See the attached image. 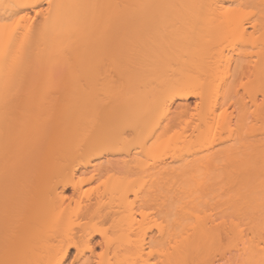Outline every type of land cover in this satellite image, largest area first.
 I'll return each instance as SVG.
<instances>
[{
	"label": "bare ground",
	"instance_id": "1",
	"mask_svg": "<svg viewBox=\"0 0 264 264\" xmlns=\"http://www.w3.org/2000/svg\"><path fill=\"white\" fill-rule=\"evenodd\" d=\"M250 1L51 0L49 8V0H0V264H66L71 248L83 259L87 251L93 254L97 235L112 250L97 264H155L153 257L156 264H206L216 252L234 253L232 264H264V0H253L254 10ZM36 5L43 6L40 15ZM175 19L182 21L180 31L168 26ZM215 23L256 49V60L249 63H254L256 117L250 135H257L244 143L239 159L226 162L224 181L231 185L223 205L231 218L223 223L205 210L215 157L168 162L159 155L185 150L179 137H165L179 116L164 119L162 109L194 92L202 112L193 132L211 137L208 125L220 104L212 83L219 66L229 69L233 60L222 48L214 52L213 68L204 59L216 45ZM33 69L52 82L65 70L73 81L64 104L50 105L52 114L41 109L49 112L46 120L35 111L25 124L17 117L16 87ZM119 79L127 86L118 87ZM231 88L224 84V100ZM243 110L240 121L247 118ZM51 120H59L61 128L58 133L54 128L52 137L59 139L49 150L44 132ZM226 120L220 122L222 131L232 124ZM240 125L239 139L245 140ZM126 131L134 133L140 149L132 153L128 147L131 159L105 164V152L119 151ZM151 204L160 207L164 220L148 212ZM154 228L160 247L154 245Z\"/></svg>",
	"mask_w": 264,
	"mask_h": 264
},
{
	"label": "rangeland",
	"instance_id": "2",
	"mask_svg": "<svg viewBox=\"0 0 264 264\" xmlns=\"http://www.w3.org/2000/svg\"><path fill=\"white\" fill-rule=\"evenodd\" d=\"M250 5H252V6H250L251 7L250 9H252V10H254L257 7V6L256 7L254 6L253 0L250 1ZM33 17H34V15H33ZM36 18L34 17V19H36V22L40 20V18H38V17H36ZM180 22H182V21L176 20V19L175 20H168V24H169L168 26L169 27L172 26L178 30L179 28L183 27ZM37 23H39V22H37ZM220 23H221V21H220ZM214 29H216V31L214 32L215 38L214 37L213 38H214V41L216 42L215 44L216 45L218 44V48H216L217 46L215 45V48H212L211 49L212 51L210 50L211 54H210V52L208 53V54H210V56L208 54H206L207 57L204 58L206 60V63L211 64V63H208V61L211 60V62H212L214 60L213 59V58H215L214 52L217 49L219 51H221L223 49L222 52H224V55L226 54L227 58H231V56H232L231 59H233V60H232V66L229 67V69H228V66H226L225 64L224 65L226 66V69H225V66H223V64L220 66H219V64L215 65V67L219 66L220 68L218 69L217 75L214 79L215 82H213L212 83L213 85L212 84L211 85L213 86V89L216 88L217 85H218L217 86V88H218L220 85V88L223 90V92H221L222 90L220 88H218V90H217V88L215 89L216 90L215 96H217L220 99L219 100L220 104L218 107H216V113H215L216 116L215 117H217L216 118L217 122H216V120L211 119V121L209 122V124L211 123V125L210 126L208 125V127L210 129L213 127V131L211 132V135H209L212 137V139H211L212 141L210 143H208V140L211 137H208V139L207 138H200L193 132L194 131L193 127H195L197 124H199V121H198L199 113L202 112L200 95H198V92H194L193 95H190L187 99L177 98L174 100V103L172 104V106L170 108L162 109V111L164 113H166L165 115L163 113L164 119H169V118L174 119L175 117L179 116V118L177 117L178 119L175 118L176 122L177 121L178 122L177 123L175 122L174 126L172 127V129H170L168 131V133H166L165 137L166 138L176 137V139L179 137L178 138L179 143H180V140H181V143H182V141L184 143L187 140L184 143V146L180 143V147H181L180 149H182V147L188 148V144H189V149L184 148L185 150H182V152H180L181 150H178L179 148H177V149L174 148V150L169 149L166 152H161V154H159V155L161 158L165 159L168 162L173 161L174 158L176 159V157H179V156L180 157L181 156L182 157L188 156L186 158H191L193 156L201 157L204 155H212L215 157L217 166L211 170V176H213V182H212L213 185L209 191L210 192L209 195L207 194L208 195L207 198L205 197L208 201V204L206 205L205 210L207 211L206 213L209 214L210 217L212 216L214 219L218 220L217 223H223L224 220H225L224 222H226L227 219H228L227 221H229L231 218L230 210H228L227 207H225V205H223V202H225L224 199L227 200L226 198H228L227 195L225 196V194L227 193V187H230L229 185H231L230 183H228L229 181L227 183L224 181L227 178V169L229 167L228 166L229 164H227L226 162L227 161L229 162V160H231V159H239L241 157L242 152L244 151V146H243L244 143L246 142L245 144H247L249 142V140H251V136L253 137V135H257V134H251L250 135V132L252 133L253 127H256L255 126L256 125V119H255L256 117L253 114V111L255 110V105L253 103L255 93L253 91L252 86H253V83L255 84V79H254L255 75H254V69L252 68L253 67L252 65L254 63L252 65H250V63H249V62H253L254 60H256V55H255L256 49L254 48V46H252L250 44L245 45V43H244V45H242V43L240 41H238V40L236 41L235 38L229 37L228 29L225 26H218L215 23ZM179 31H180V29H179ZM251 31L253 32V29L251 27H249L248 32L250 34H251ZM244 53H246V54H244ZM243 54L247 55L248 58H244ZM214 62H212V64L210 65L211 67L214 66L213 65ZM250 66H252V67H250ZM28 74H27L28 77L26 80H24V78L27 75H25V76L23 75L24 77L22 76L23 78L21 80L20 87L19 88L16 87L17 88L16 94L18 95V100L21 102V103L19 102L20 105H18L19 108H21L20 109L21 111L19 110L20 111L19 112L18 111L19 108L17 109V112H18L17 117L19 115L25 124L29 123L31 118H33V116L37 115L35 113H37V112L39 113L41 109L46 108V107L48 109V107L50 105H51V107L54 105L55 108L58 107L57 104L61 106L63 103L62 101H63L64 95H65L66 91L70 88V85L72 84V82L70 83V81L71 80L73 81L72 76H69L71 74L67 71L65 72V70H63L61 72L59 78H57L53 82L51 80H49L50 79L49 77L46 78L45 76H40L39 74L35 73L34 69H33V72H31V74H30V72ZM111 75L114 76V73H112V71L108 73V78H110ZM69 77H70V79H69ZM216 79L218 81H216ZM221 80H223V81H221ZM117 81L119 83L117 85L118 87H122L125 85L127 86V84L122 85L123 81L120 82V79ZM103 83H105L104 85L107 84L106 74L104 75ZM125 83H127V82L125 81ZM227 83H228V86L230 85L232 88L224 100V97H222L223 93L225 92L224 91V84L226 85ZM221 84H223V85H221ZM18 89H19V91H18ZM104 89H106V86H104ZM220 95H221V97H220ZM46 100L48 101L47 103H45ZM39 105H40V107H38ZM38 108H40V109H38ZM53 108H51V109H53ZM47 109H44L45 111L42 113L40 112L41 114L44 113L45 119H43V120H46V118L48 117V114H49L48 111H50L51 114L53 112V111L51 112V110H49L50 108L48 109V111H47ZM186 109L188 110L186 112V115H185V113L184 114L180 113V112H184L182 110H186ZM243 109H245V111H246V117H247V118L245 117L246 121H240L241 116H239V115L241 114V112H242L241 110H243ZM35 111H37V112H35ZM46 111L48 112V114ZM41 114H39V115L41 116ZM243 114H245V113H243ZM181 115H184V116H182L183 118L181 117ZM218 115L219 116L221 115V116L219 117ZM57 117L58 116H56V119H58ZM54 118L55 117H53V119ZM218 118H220V119H218ZM226 118H227L226 121H228L229 118H230V120L232 119V122H231L232 124L230 123L232 127L230 126V128L227 129V131L226 130L222 131L220 129H224V128H221V125H222L221 123H223L222 121L225 120ZM59 120H56V121L51 120L55 124V125L52 124V128H51V126H49L46 123L51 129L50 130L49 127H47V129L44 132V134H45L44 136L48 138V140H46V142L49 143L51 141L50 146H48L49 144L47 143L48 144L47 149H49V148L53 149L54 141L55 140L58 141V139H59V138L54 139L52 137L53 135L55 137V134H56L55 133L56 130L54 128L56 127L57 133H58V130H60V128H61L59 126L60 125L59 122H61L62 119H59ZM32 121H34V119ZM40 122L42 123V121H40ZM46 122H48V121H46ZM58 123H59V125H58ZM40 124H37L38 127L35 124H28L27 126H29V128H30V126L35 125L37 128H39ZM240 124H243L242 129H243L244 135L242 137L243 138L245 137L244 138L245 140L239 139L240 138V136H239L240 130H241ZM222 127H223V125H222ZM53 129H54V131H53ZM49 131L53 132V134ZM214 133H215V136H214ZM253 133H254V131H253ZM37 137H39V135ZM124 137L126 139L120 144V150L119 151H117V152L106 151L105 152V155L107 157L104 160L105 164L110 165V163H111L112 165H115V164L117 165L118 163H122L124 161L131 159L130 156L129 157L127 156L129 154V153L127 154V151H129V150H127L126 152L124 151L128 147L131 148L130 150L132 151V153L135 152L136 150L140 149V145L138 144V141H137V139H136V137L132 131H126ZM254 138H252V140ZM105 140H103V142L106 143ZM186 144H187V146H186ZM150 146L151 145H149V147ZM38 148L40 149L41 147L38 146ZM36 149H37V147H36ZM39 149H37V150H39ZM33 152L38 153V151L37 152L33 151ZM33 158L35 159V157H33ZM31 161L33 162L34 160H31ZM34 162L32 164H34ZM37 162L38 161L36 159V163ZM22 164L23 165L25 164L23 159H22ZM27 164H29V163H27ZM30 164H31V162H30ZM26 166L29 167L28 165H26ZM32 167H34V166L32 165ZM51 167H53V166H51ZM25 168H24V171L27 169V168L26 169ZM230 169H231V166H230ZM22 170H23V167H22ZM25 183H23V185ZM38 184H39V188L43 187L42 184L41 185H40V183H38ZM227 184H229V185H227ZM26 188H27V186H26ZM26 188L24 187L25 191H26ZM228 192H230V190ZM14 193H16V192H14ZM67 193L69 195H72L71 189H68ZM227 194L229 196V193H227ZM6 195H8V194H6ZM11 195H12V193H11ZM17 195H19L18 192H17ZM17 195H15V196H17ZM10 197H13V196H10ZM75 197L78 198L77 196H75ZM76 198H74V199H76ZM11 200H12V198H11ZM13 200H12V202H13ZM19 200L20 199H16L17 202ZM202 209H204V208H202ZM148 212L152 213L153 216L159 220V222L164 220L163 215L160 212V207L157 204L156 205H153V204L148 205ZM4 213L5 212H3V214ZM11 216H10V218H11ZM14 217H16V216L14 215ZM0 218H1V216H0ZM6 219L7 218L5 216V220ZM3 221H4V219H3ZM9 221H12V220L9 219ZM105 224L107 226L108 222H106ZM153 230H154L153 234L155 235V236L153 235L154 240H155L154 245L160 247V246H162V244H161L162 242L159 241L157 229L154 228ZM0 240H1V238H0ZM93 240H94L92 242L93 243L92 244L93 254L91 252L87 251V253H85V257H83V259H81V258L79 259L78 250L76 248H71L70 253H69V257L66 261V264H97V260H98L99 256H101L103 254H107V251H108V253L112 252V250H107V248L101 243V238L98 235L94 236ZM1 243L2 242H0V244ZM2 248H3V246H1V248H0V253H1ZM3 251L4 250H2V252ZM221 252H223V251H221ZM214 254H215V256L216 255L217 256L215 257ZM214 254H213V256H211L212 258L215 257L212 260L214 263H216V261H218L217 264H232V263L236 262V256L234 253H232V254L227 253V255L225 254L224 256H223V254L218 255L219 252H216ZM154 255L157 257V254H154ZM221 256H223V257H221ZM209 257H207V259L205 261H207ZM224 257H226V258H224ZM222 259H226V260H222ZM151 261H154L151 263H155V264H156V262L158 263V259L157 258L154 259V257L151 259ZM212 261L209 260V263H208V261L205 263L210 264V262H212ZM219 261H220V263H219ZM199 264H201V263H199Z\"/></svg>",
	"mask_w": 264,
	"mask_h": 264
},
{
	"label": "snow or ice",
	"instance_id": "3",
	"mask_svg": "<svg viewBox=\"0 0 264 264\" xmlns=\"http://www.w3.org/2000/svg\"><path fill=\"white\" fill-rule=\"evenodd\" d=\"M36 8V14L37 15H40V10L43 8L42 5H36L34 6ZM48 7L51 8L52 5H51V0H49V4H48ZM20 19H23V17H20Z\"/></svg>",
	"mask_w": 264,
	"mask_h": 264
}]
</instances>
